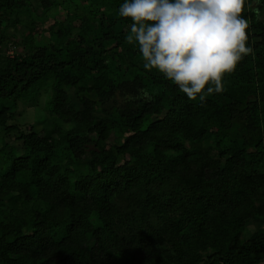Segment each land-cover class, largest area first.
Wrapping results in <instances>:
<instances>
[{
  "label": "trees",
  "instance_id": "1",
  "mask_svg": "<svg viewBox=\"0 0 264 264\" xmlns=\"http://www.w3.org/2000/svg\"><path fill=\"white\" fill-rule=\"evenodd\" d=\"M122 3L0 0V264H264V5L201 102L144 69ZM42 86L53 120L22 129Z\"/></svg>",
  "mask_w": 264,
  "mask_h": 264
},
{
  "label": "clouds",
  "instance_id": "2",
  "mask_svg": "<svg viewBox=\"0 0 264 264\" xmlns=\"http://www.w3.org/2000/svg\"><path fill=\"white\" fill-rule=\"evenodd\" d=\"M246 5L257 18L264 0H123L145 70H158L190 100L222 93L224 78L253 49L248 45Z\"/></svg>",
  "mask_w": 264,
  "mask_h": 264
},
{
  "label": "rangeland",
  "instance_id": "3",
  "mask_svg": "<svg viewBox=\"0 0 264 264\" xmlns=\"http://www.w3.org/2000/svg\"><path fill=\"white\" fill-rule=\"evenodd\" d=\"M22 50L21 46L17 47L18 52ZM40 88H42L41 91L38 92V90H36L33 94L27 98L21 99L16 104L13 102L8 103V106H11L16 112V121L22 125V129L33 127L37 131H42L49 127L53 120L50 111L47 110V106L49 108L48 100L51 93L46 94V88L43 86ZM3 137H0V143ZM259 225V223H252L251 231H254Z\"/></svg>",
  "mask_w": 264,
  "mask_h": 264
},
{
  "label": "built area",
  "instance_id": "4",
  "mask_svg": "<svg viewBox=\"0 0 264 264\" xmlns=\"http://www.w3.org/2000/svg\"><path fill=\"white\" fill-rule=\"evenodd\" d=\"M6 51L7 55L10 57H14L16 55L15 47H13L12 45H9Z\"/></svg>",
  "mask_w": 264,
  "mask_h": 264
}]
</instances>
